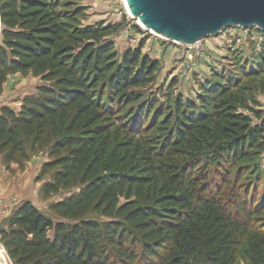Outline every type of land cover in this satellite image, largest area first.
<instances>
[{"label": "trees", "instance_id": "16d2710c", "mask_svg": "<svg viewBox=\"0 0 264 264\" xmlns=\"http://www.w3.org/2000/svg\"><path fill=\"white\" fill-rule=\"evenodd\" d=\"M81 15L62 0H0V93L15 74L45 84L18 111L0 108V155L9 165L49 147L42 192L74 190L51 206L57 221L30 202L16 209L0 229L9 263L235 264L264 207V169L251 170L264 117L238 113L241 77L162 104L143 90L158 68L143 44L118 58L119 27ZM121 133L129 142L110 157ZM249 238L264 264V234Z\"/></svg>", "mask_w": 264, "mask_h": 264}, {"label": "rangeland", "instance_id": "374dc122", "mask_svg": "<svg viewBox=\"0 0 264 264\" xmlns=\"http://www.w3.org/2000/svg\"><path fill=\"white\" fill-rule=\"evenodd\" d=\"M80 9L81 26L112 25L119 27L110 38L114 52L118 56L128 48L135 49L143 44L142 54L157 62L158 68L153 75L152 83L145 93L162 104L168 98L180 96L184 100L196 101L204 89H213L223 79L241 77L242 82L237 92H242L247 108L238 107V113L249 116L253 123L257 121L249 109L264 117V32L256 28L243 30L232 28L223 30L217 37H206L191 45H177L159 36L147 32L137 24L132 16L126 13L123 0H62ZM262 59L260 60V57ZM255 75H250L251 70ZM39 79L20 74L7 78L0 93V108L5 106L14 111L20 109L24 96L34 95L36 88L44 86ZM242 95V94H241ZM21 99V100H20ZM154 133L145 132L146 137ZM128 137L121 133L112 140L110 157L118 153L119 144H126ZM25 160L16 159L5 165L0 155V229L7 226L9 218L24 202H30L42 214L57 221L51 206L67 197L74 190H59L48 196L42 192L45 183L51 180L53 172L42 175L41 167L49 161V147L36 153L25 148ZM264 169V151L260 154L251 170ZM121 201H124L121 198ZM5 205V206H4ZM6 212V213H5ZM250 216V228L237 249L235 264H253L249 234H264V207ZM98 220L101 217L91 216ZM0 264H10L0 244Z\"/></svg>", "mask_w": 264, "mask_h": 264}, {"label": "water", "instance_id": "95a60500", "mask_svg": "<svg viewBox=\"0 0 264 264\" xmlns=\"http://www.w3.org/2000/svg\"><path fill=\"white\" fill-rule=\"evenodd\" d=\"M147 32L177 45H194L223 30L264 32V0H125Z\"/></svg>", "mask_w": 264, "mask_h": 264}, {"label": "bare ground", "instance_id": "6f19581e", "mask_svg": "<svg viewBox=\"0 0 264 264\" xmlns=\"http://www.w3.org/2000/svg\"><path fill=\"white\" fill-rule=\"evenodd\" d=\"M123 2H124L125 9H126V13H127L129 16H131V15L129 14L128 8H127V6H126V2H125V0H123ZM137 24L141 26V24H140L138 21H137Z\"/></svg>", "mask_w": 264, "mask_h": 264}, {"label": "built area", "instance_id": "2783aa9c", "mask_svg": "<svg viewBox=\"0 0 264 264\" xmlns=\"http://www.w3.org/2000/svg\"><path fill=\"white\" fill-rule=\"evenodd\" d=\"M0 206H3L2 202H0ZM5 206V205H4ZM6 213V212H5Z\"/></svg>", "mask_w": 264, "mask_h": 264}, {"label": "crops", "instance_id": "0c3cea01", "mask_svg": "<svg viewBox=\"0 0 264 264\" xmlns=\"http://www.w3.org/2000/svg\"><path fill=\"white\" fill-rule=\"evenodd\" d=\"M21 100V99H20Z\"/></svg>", "mask_w": 264, "mask_h": 264}]
</instances>
